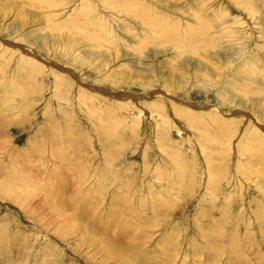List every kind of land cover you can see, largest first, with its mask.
Returning a JSON list of instances; mask_svg holds the SVG:
<instances>
[{
	"label": "rangeland",
	"instance_id": "obj_1",
	"mask_svg": "<svg viewBox=\"0 0 264 264\" xmlns=\"http://www.w3.org/2000/svg\"><path fill=\"white\" fill-rule=\"evenodd\" d=\"M66 1L49 9L39 0H0V180L13 182L8 193L0 182V264H264V145L253 137L256 129L264 134V0H138L178 20L177 27L208 23L199 35L213 43L195 50L151 35L146 42L141 21L89 0L115 40L94 48L81 30L82 18L75 17L80 0ZM49 13L61 24L58 31L46 27ZM121 22L132 27L128 33ZM69 42L74 46L68 48ZM20 47L40 62L75 72L65 101L56 100L48 67L31 72ZM84 85L93 102L77 100ZM110 92L136 101L119 108ZM153 101L164 104L167 125L151 115ZM172 106H188L201 124L190 125ZM139 111L136 129L130 123ZM103 114L112 135L103 131ZM210 114L233 133L226 137L230 143L218 140ZM165 126L195 174L191 182L181 156L159 150L156 135ZM199 144L207 147L204 154ZM205 160L213 174H221L219 187L210 192Z\"/></svg>",
	"mask_w": 264,
	"mask_h": 264
},
{
	"label": "bare ground",
	"instance_id": "obj_2",
	"mask_svg": "<svg viewBox=\"0 0 264 264\" xmlns=\"http://www.w3.org/2000/svg\"><path fill=\"white\" fill-rule=\"evenodd\" d=\"M39 1H44L45 3H48V7L46 6V4H45V6L47 7V8H49V9H52V7H56L57 5H59L60 4V0H39ZM72 1V0H71ZM97 1V0H96ZM102 1V3H103V6L105 7V8H112L114 11H116V12H118V13H122L124 16H128L130 19L131 18H134L135 20H137V21H141L142 22V24L145 26L143 29H145V30H143V33L141 34V35H143V38L142 39H145L146 40V42H147V40H148V37H147V35H151V37H155V39H160L161 40V42L162 43H164V42H166V41H172V42H174V43H180L181 45H182V48H181V50H183V46H186V47H190V49H193L194 47H197L196 45H199V46H201V45H203V44H206V42H212L213 43V41L212 40H209L208 39V37H205L204 35H199V33L203 30V28L204 27H207L208 28V23L206 24V25H204L203 23H201V21L199 20V22H196L197 24H199V28H193L191 25H186V26H184V27H177V21H175V19H173V18H171L170 16H168V15H166V14H162V13H160L159 11L158 12H154V9L151 7V8H149V6L147 7V6H145V5H143V3H141L140 1H138V0H101ZM176 1V0H175ZM66 2H70L69 0L68 1H66ZM193 2V1H192ZM39 3V2H38ZM99 3V2H98ZM194 3V2H193ZM40 4V3H39ZM64 4V3H63ZM63 4H61V5H63ZM67 4V3H66ZM69 4V3H68ZM198 4V3H197ZM201 4V3H200ZM41 6V5H40ZM60 6V5H59ZM64 6V5H63ZM191 6V5H190ZM189 6V7H190ZM196 6V5H195ZM44 7V6H43ZM98 7V6H97ZM194 7V6H193ZM201 7V6H200ZM48 9V10H49ZM54 9H56V8H54ZM64 9V8H63ZM73 9H75L74 11L76 12V16L75 17H77V16H79V18H82V22H81V24H85L84 25V28L82 27V31H84L85 32V34H86V37H88V39H89V41L91 42V45L94 47V48H100L101 46L103 47V45H102V43H107V44H113L114 42H115V40H114V38H113V35H112V33H109V31H108V29L107 28H105L104 27V25H103V20L105 19V17H104V15H103V13H102V15H97L96 14V11H94V6H92L91 5V3H90V1L89 0H80V2H79V4L78 5H76L75 6V8L73 7ZM207 9V8H206ZM45 10H46V8H45ZM97 10V9H96ZM105 10V9H104ZM149 10H151V12L152 13H150L149 12ZM191 10H192V8H191ZM250 10V9H249ZM252 10V9H251ZM61 11V10H60ZM97 11H99V10H97ZM109 11V10H108ZM193 11H194V8H193ZM195 11H196V9H195ZM200 11L201 10H198V11H196V12H198V13H200ZM206 11V10H205ZM219 11V12H218ZM223 10L222 9H218L217 10V14H222L223 15V12H222ZM57 12V11H56ZM71 12H72V10H71ZM111 12V11H110ZM190 12V11H189ZM203 12V11H202ZM93 13V14H92ZM206 13V12H205ZM252 13V12H251ZM105 14V13H104ZM112 14V13H111ZM201 14V13H200ZM216 14V15H217ZM57 16V15H56ZM68 16H70V15H68ZM114 16V15H113ZM185 16V15H184ZM72 17H74V16H72ZM238 17V16H237ZM45 18V17H44ZM55 17H54V15H53V17H52V15H51V13H49L48 15H47V18H46V22H47V28H49V30L50 31H58L60 28H61V24L58 22V23H56L57 22V20L56 19H54ZM69 18V17H68ZM78 18V17H77ZM72 19H74V18H72ZM196 19V20H197ZM202 19V18H201ZM64 20V19H63ZM75 20V19H74ZM74 20H73V22H74ZM79 20V19H78ZM135 20H134V22H135ZM72 21V20H71ZM70 21V22H71ZM111 21V20H110ZM223 21V20H222ZM224 21H226V20H224ZM235 21V20H234ZM80 22V21H79ZM105 22V21H104ZM108 22V21H107ZM140 22V23H141ZM239 22V21H238ZM122 23V22H121ZM120 23V24H121ZM126 23H128V21L126 22ZM180 23V22H179ZM224 23V22H223ZM259 23V22H258ZM257 23V24H258ZM108 24V23H107ZM106 24V25H107ZM225 24V23H224ZM232 24V23H231ZM122 25H123V23H122ZM180 25V24H179ZM227 25V24H226ZM123 26H125V28H126V32L128 33V31H130L131 30V28L129 27V26H127V24H125V25H123ZM225 26V25H224ZM111 27V26H110ZM215 27V26H214ZM225 27H227V26H225ZM75 27L73 26V29H74ZM79 28V27H78ZM77 28V29H78ZM110 29V28H109ZM80 30V31H81ZM79 31V30H78ZM81 31V32H82ZM136 31V30H135ZM142 31V30H141ZM210 31H212V29L210 30ZM77 32V31H76ZM125 32V31H124ZM207 32V31H206ZM226 32V31H225ZM231 32V31H230ZM146 33H148V34H146ZM226 34H228V33H226ZM235 34V33H234ZM68 35V34H67ZM66 35V36H67ZM192 35H195L196 36V40H190L191 39V37H192ZM229 35V34H228ZM260 35V34H259ZM77 37H78V35H77ZM69 38V37H68ZM82 38V37H81ZM81 38H79V39H81ZM74 39V38H73ZM83 39V38H82ZM141 39V40H142ZM153 39V38H152ZM211 39V38H210ZM226 39V38H225ZM75 40H76V38H75ZM141 40H139L137 43H139ZM70 41V40H69ZM78 41V40H77ZM80 41V40H79ZM82 41V40H81ZM114 41V42H113ZM233 41V40H232ZM17 42V41H16ZM230 42V41H229ZM239 42V41H238ZM73 43V42H72ZM72 43H70L69 42V44L67 45L68 46V48H71V46H74ZM78 43V42H77ZM76 43V44H77ZM81 43V42H80ZM142 43L140 42L137 46L138 47H142V45H141ZM145 44V43H144ZM195 44V45H194ZM214 45V44H213ZM212 45V46H213ZM260 45V44H259ZM81 46V45H80ZM17 47V46H16ZM78 47V46H77ZM132 47V46H131ZM135 47V46H134ZM137 47V48H138ZM143 47H145V46H143ZM259 47V46H258ZM107 48V47H106ZM178 48V47H177ZM101 49V48H100ZM136 49V48H135ZM186 49V48H185ZM210 49V48H209ZM13 50H15V49H13ZM139 50V49H138ZM193 50H195V49H193ZM12 51V50H11ZM27 51V52H26ZM18 52H22L21 54H24L26 57L24 58V57H21V60H28L27 61V63L28 64H30L29 65V70H31V72H33V73H37V74H42V72H45V67H48V70H46L47 72H48V74H49V76H51L50 78L52 79V87H53V91H54V96H55V98H56V100L59 102V103H61L60 101L61 100H63L64 99V101L67 99V97L70 95V92H71V89H72V87H73V82H72V80H71V78L70 77H72L73 76V78L75 77V75L76 74H74L73 73V71H71L69 68H65V67H60V68H58V66L57 65H54L53 66V63L51 62V61H43V58H40V60L42 59V61L43 62H40V61H38L39 60V57H35L34 55H33V53L32 52H29L27 49H23L22 47H20V48H18ZM195 53V52H194ZM197 53V52H196ZM23 56V55H22ZM38 56V55H37ZM41 57V56H40ZM207 57V56H206ZM38 59V60H37ZM205 59V58H204ZM203 59V60H204ZM207 59H208V57H207ZM212 60V59H211ZM216 60V59H215ZM210 61V60H209ZM46 62V63H45ZM208 63V62H207ZM63 66V65H62ZM20 67V66H19ZM19 69V68H18ZM97 69H100V68H97ZM20 70V69H19ZM173 70V69H172ZM215 71V70H214ZM30 72V73H31ZM103 72V71H102ZM78 73V72H77ZM99 74V73H98ZM40 76V75H39ZM47 79V78H46ZM76 79V78H75ZM110 79V78H109ZM73 81H74V79H73ZM77 82V81H76ZM2 83V82H1ZM12 83V82H11ZM80 85V84H79ZM12 87V86H11ZM31 87V86H30ZM84 87H86L85 85H84ZM84 87H81V86H79V89H78V95H77V100L79 101V102H87V101H89V102H93V100H95V98H92V96H89L88 94H87V91H86V89L88 88V87H86V88H84ZM94 89H95V87H94ZM34 90V88L32 87V91ZM103 90V89H102ZM108 90V89H107ZM19 91H21V92H23L24 90H19ZM14 92V91H13ZM94 92V91H93ZM97 93V92H96ZM99 93V92H98ZM106 93H107V91H106ZM104 94V93H103ZM110 94H112V95H110V96H113V97H115L116 99H117V101L120 103L119 104V108H125L126 106H128V101L129 100H134L133 98H132V95H129V94H127V93H123V92H120V93H115L114 95H113V93L112 92H110ZM6 95V94H5ZM109 96V95H108ZM3 97V96H2ZM8 97H9V94H8ZM111 98V97H110ZM5 99V98H4ZM134 101H136V100H134ZM4 102V101H3ZM6 102V101H5ZM131 102V101H130ZM57 103V102H56ZM134 103V102H133ZM1 104V103H0ZM9 104V103H8ZM10 104H11V102H10ZM135 104V103H134ZM6 105H7V103H6ZM130 105V104H129ZM134 106H136V105H134ZM129 107V106H128ZM138 107H140V106H138ZM173 107V110H174V113L175 114H178L179 115V117L180 116H184L186 119H187V121L189 122V124L190 125H192L193 124V126H194V123H200V121L202 122V120H201V118H200V121L198 120V118H197V116L196 115H194L195 113H193V112H191L190 110L191 109H188V106L187 107H176V106H172ZM127 108V107H126ZM125 108V109H126ZM134 108V107H133ZM137 108V107H136ZM90 109V111L94 114L95 113V111H96V109L95 108H89ZM128 109V108H127ZM149 109H150V111H152L151 113V115L152 116H154L155 118H157V116L160 118V122H163V124L164 125H167V121H166V117L161 113L162 111H163V109H164V104L161 102V101H159V102H156V101H153V105L151 104L150 106H149ZM123 111H124V109H122ZM130 110V109H129ZM207 110H210V109H208L207 108ZM213 110H215V111H217V107L216 108H213ZM138 111V110H137ZM99 112V111H98ZM133 112V111H132ZM107 113H108V111H107ZM47 114V113H46ZM98 114V113H97ZM101 114V113H100ZM133 114H134V112H133ZM206 114H208L207 112H206ZM215 114V113H214ZM123 115V114H122ZM126 115V114H125ZM201 115V114H200ZM98 116H99V114H98ZM106 115H101L100 117H98V119L101 121V123L102 124H104V125H102V127H103V131H104V133L105 134H107L108 135V133L110 134V135H112V133H111V127L109 126V124H106L107 122H105L104 120V117H105ZM218 116V115H217ZM216 116V117H217ZM108 117V116H107ZM131 117V116H130ZM141 117H142V112H137L136 114H135V117H134V119H132V121H131V125H133V126H137V128L136 129H138V126H139V124H140V121H141ZM168 117V116H167ZM178 117V116H177ZM109 118L110 119H112L113 118V116H112V112L110 113V116H109ZM126 118V117H125ZM183 118V117H182ZM208 118H209V120L211 119V122H212V124H214L215 126H217L218 127V129H219V132H218V136H217V138H218V140L220 141V142H222V140H223V138H226V137H228V135H232V134H228L227 132H225V131H223L222 129V127H221V124H220V122H219V120H218V117L217 118H214V116H213V118H212V114H210V115H208ZM222 118V117H221ZM220 118V119H221ZM127 119V118H126ZM130 119V118H129ZM128 120V119H127ZM251 120V119H250ZM186 121V120H185ZM223 122H224V120H222ZM159 122V123H160ZM205 122H207V121H205ZM231 122V121H230ZM245 122H247V121H245ZM100 123V124H101ZM210 123V122H209ZM225 123V122H224ZM227 123V122H226ZM228 123H229V121H228ZM252 123V122H251ZM126 124V123H125ZM201 124V123H200ZM141 125V124H140ZM225 125V124H224ZM101 126V125H100ZM133 126H131V127H133ZM157 129H163V127H161L159 124H157ZM260 127V126H259ZM164 128H166V126L164 127ZM182 128V127H181ZM186 128V127H185ZM255 128V127H254ZM129 129V128H128ZM187 129H188V127H187ZM187 129H186V131H187ZM196 129V127L194 128V130ZM199 129H201L200 127H199ZM234 129V128H233ZM100 130V129H99ZM166 130H167V128L166 129H164V132H159V133H157V135H156V142L158 143V145H159V150L161 151V154H171V155H176V156H181V161H182V163H183V165L185 166V168L187 169V174H186V171H185V173H184V176L186 177V178H188L189 179V181L191 182V181H193L192 179H190V177L192 176V175H195L194 173H191V171H189V168L188 167H186V166H188L189 165V162L187 161V159L185 158L186 156H185V154H183L182 153V151H179L176 147H174L173 145L175 144V142H178V141H176V140H174V139H171V137H170V135H169V133H167L166 132ZM169 130V129H168ZM170 130H172V129H170ZM68 131H69V129H68ZM132 131V130H131ZM176 131V130H175ZM174 131V132H175ZM261 131V130H260ZM259 130H257L256 129V133H255V135L253 136L254 138L255 137H258V142L260 143L261 141H262V139H263V145H264V134L262 133V131L260 132ZM197 132V131H196ZM263 132H264V130H263ZM103 133V134H104ZM155 134V133H154ZM171 134V133H170ZM178 134H180V131H178ZM188 134V133H187ZM201 134V133H200ZM106 135V136H107ZM181 135V134H180ZM235 135V134H234ZM40 136V135H39ZM178 136V135H177ZM189 136V135H188ZM233 136V135H232ZM108 137V136H107ZM182 137H185V136H182ZM234 137V136H233ZM189 138V137H188ZM245 139V138H244ZM215 140H216V137H215ZM226 140H229V143H230V139L229 138H226ZM231 140H232V138H231ZM196 141V140H195ZM198 141V140H197ZM240 141H241V139H240ZM196 143V142H195ZM223 143V142H222ZM225 143V142H224ZM233 144L234 143H232V146H233ZM239 144V143H238ZM240 144H241V142H240ZM199 145H201V144H199ZM225 145V144H224ZM245 145V144H244ZM243 144H242V146H244ZM187 149H189V145L188 146H186V145H184ZM235 146H238L237 144L235 145ZM184 147V148H185ZM191 147V146H190ZM221 148H222V146H220ZM227 147V146H226ZM246 147V146H245ZM244 147V149L246 150L247 148H245ZM253 147V146H252ZM193 148V147H192ZM200 148V151H201V154H204L205 153V150L207 149V147H205V146H202L201 145V147H199ZM234 148V147H233ZM248 148H250V147H248ZM254 148H256V146L254 147ZM258 148V147H257ZM262 148V147H261ZM180 149V148H179ZM226 149V148H225ZM237 149V148H236ZM235 149V150H236ZM241 149H243V148H241ZM64 150V149H63ZM193 150V149H192ZM214 150V149H213ZM217 150V149H216ZM234 150V149H233ZM245 150L243 151V150H241V151H243L242 153H244L245 154ZM249 150V149H248ZM247 150V151H248ZM251 150H253V148H251ZM260 150V149H259ZM261 150H263V149H261ZM260 150V151H261ZM67 151H69L68 149H67ZM66 151V153H68ZM221 151L222 150H217L216 152L217 153H219V155H221ZM238 151H239V149H238ZM70 152V151H69ZM224 152V151H223ZM237 152V151H236ZM66 153L65 154H63V155H66ZM225 153V152H224ZM223 153V156L225 155ZM241 153V154H242ZM251 154H249V155H253L252 154V152H250ZM256 153V152H255ZM194 154V153H193ZM243 154V155H244ZM259 154V153H258ZM257 154V155H258ZM60 155V154H59ZM247 155H248V153H247ZM261 155V154H260ZM255 156V155H254ZM253 156V157H254ZM143 157H144V155H143ZM208 157V156H207ZM244 157H246V154H245V156ZM249 157V156H248ZM248 157H246V158H248ZM252 157V158H253ZM145 159V158H144ZM251 159V158H250ZM264 159V158H263ZM243 160V159H242ZM180 162V161H179ZM204 163H205V169L206 170H208L209 172H211L210 173V177H209V180H208V183L207 184H210V187H209V192L210 191H213V190H216L218 187H219V183H220V176L219 175H221L220 173H218V175H216V174H213V171H214V167H213V165L212 164H210V163H208L206 160L204 161ZM243 163V162H242ZM181 164V163H180ZM178 165V166H183V165ZM259 164V163H258ZM244 165H245V163H244ZM88 166V165H87ZM183 166V167H184ZM257 166V165H256ZM177 167V166H176ZM212 167V168H211ZM112 168V167H111ZM249 168V167H248ZM98 169V168H97ZM252 169V168H251ZM180 170V169H179ZM244 170H245V168H244ZM70 171H71V169H70ZM73 171V170H72ZM99 172H101V171H99ZM149 173V172H148ZM173 173V172H172ZM208 173V172H207ZM68 174V173H67ZM102 174V173H101ZM254 174V173H253ZM172 176H174V175H172ZM179 176V175H178ZM93 177H94V175H93ZM160 177V176H159ZM159 177H156V178H154L155 180L157 179L158 180V178ZM182 177V176H181ZM89 178H92V176H89ZM174 178V177H173ZM175 178H176V176H175ZM258 178V177H257ZM81 179V178H80ZM95 179V178H94ZM205 179H206V177H205ZM262 179V178H261ZM96 180V179H95ZM100 180V179H99ZM172 180V179H171ZM197 180V179H196ZM259 180V179H258ZM33 181V180H32ZM72 181V180H71ZM175 181V180H174ZM0 182H2L1 183V187H3V189L8 193L9 191H12V187H11V185H13V182H7V183H5L4 181H1L0 180ZM4 182V183H3ZM40 182H41V180H40ZM42 182H44V181H42ZM74 182V181H73ZM155 182H158V181H154L153 182V184L155 183ZM177 182V181H176ZM34 183H36V182H34ZM94 183H95V181H94ZM181 183H182V181H181ZM113 184V183H112ZM172 184V183H171ZM177 184V183H176ZM41 185V184H40ZM78 185V184H77ZM93 185V184H92ZM103 185V184H102ZM156 185V184H155ZM188 185V184H187ZM256 185V184H255ZM74 187H76L75 185H73ZM81 186V185H80ZM79 186V187H80ZM98 186H99V184H98ZM101 186V185H100ZM99 186V187H100ZM162 188H164V186L161 184L160 185ZM177 186V185H176ZM0 187V188H1ZM11 187V188H10ZM121 187V186H120ZM204 187V186H203ZM17 188V187H16ZM19 188V187H18ZM96 188V187H95ZM101 188V187H100ZM126 189L128 188V187H125ZM207 188H208V185H207ZM240 188V187H239ZM2 189V190H3ZM42 189H43V187H42ZM79 189V188H78ZM121 189V188H120ZM206 189V188H205ZM212 189V190H211ZM1 190V191H2ZM93 190H95V189H93ZM92 190V191H93ZM129 190V189H128ZM0 191V192H1ZM181 191V190H180ZM15 192H16V190H15ZM94 192V191H93ZM208 192V191H207ZM29 193V192H28ZM1 194V193H0ZM3 194H5V193H3ZM13 194V193H12ZM17 194V193H16ZM16 194H14V195H16ZM210 194V193H209ZM212 194V193H211ZM232 194V193H231ZM26 195V194H25ZM92 195V194H91ZM94 195V194H93ZM213 195V194H212ZM17 196V195H16ZM15 196V197H16ZM20 196V195H19ZM88 196H89V194H88ZM211 196V195H210ZM22 197H24V196H22ZM27 196H25V200L27 199L26 198ZM32 197H33V195H32ZM90 197V196H89ZM208 197V196H207ZM212 198H214V196H211ZM229 197V196H228ZM231 197V196H230ZM239 197H240V195H239ZM20 198H21V196H20ZM209 198V197H208ZM241 198V197H240ZM23 199V198H22ZM167 199V198H166ZM215 199L217 200L218 199V197H215ZM28 200V199H27ZM208 200V199H207ZM212 200V199H211ZM230 200V199H229ZM232 200V199H231ZM15 201H16V199H15ZM21 201V200H20ZM118 201V200H117ZM215 201V200H214ZM23 202V201H22ZM133 202V201H132ZM216 202V201H215ZM215 202H214V204H215ZM218 202V201H217ZM223 202H225V201H223ZM227 202V201H226ZM244 202V201H243ZM242 202V203H243ZM211 203V202H210ZM213 204V205H214ZM228 203H226V205H227ZM229 204H230V201H229ZM256 207H258V206H256ZM261 207V206H260ZM259 207V208H260ZM264 207V206H263ZM214 208H215V205H214ZM213 208V209H214ZM222 208V207H221ZM212 209V208H211ZM254 209H255V207H254ZM264 210V209H263ZM198 212H199V210H197ZM237 211V210H236ZM252 211H253V209H251V213H252ZM255 211H256V209H255ZM147 212V211H146ZM201 212V211H200ZM64 213V212H63ZM207 213V212H206ZM214 213V212H213ZM201 214H203V213H201ZM209 214H210V211H209ZM208 214V215H209ZM199 215V214H198ZM213 215V214H212ZM215 215V214H214ZM257 218H261V215L259 214V212H257L256 211V213L254 214ZM58 216V215H57ZM210 216V215H209ZM221 216V215H220ZM206 217V216H205ZM204 217V218H205ZM226 217V216H225ZM228 217V216H227ZM234 217H235V215H234ZM200 218V217H199ZM203 218V217H202ZM219 218V217H218ZM223 218V216H221V219ZM253 218V217H252ZM251 218V219H252ZM208 219V218H207ZM212 219V218H211ZM203 220H205V219H203ZM215 220H216V218H215ZM220 220V219H219ZM227 220V219H226ZM246 220H247V218H246ZM264 220V219H263ZM221 221V220H220ZM238 221V220H237ZM259 222L261 221V224H263V222H262V220H258ZM58 222V221H57ZM213 222H215V221H213ZM225 222V221H224ZM249 222V221H248ZM200 223H202L201 221H200ZM212 223V222H211ZM219 223H221V222H219ZM223 223V222H222ZM221 223V224H222ZM247 223V222H246ZM257 223V222H256ZM213 224V223H212ZM215 224V223H214ZM221 224H219L220 226H221ZM252 224V223H251ZM199 225V224H198ZM209 225V224H208ZM226 225H227V223H226ZM229 225V224H228ZM227 225V226H228ZM230 225H232L231 223H230ZM245 225V224H244ZM246 225H248V224H246ZM257 225V224H256ZM260 225V224H259ZM72 226V225H71ZM152 226V225H151ZM201 226V225H200ZM215 226V225H214ZM219 226V227H220ZM223 226V225H222ZM222 226L220 227V228H222ZM226 226V227H227ZM235 226H237V228H238V225L236 224ZM249 226V225H248ZM204 227H207V225H205L204 224ZM245 227H247V226H245ZM256 228H257V226H255ZM264 227V225L262 226V228ZM196 228H198L197 226H196ZM208 228V227H207ZM254 228V227H253ZM255 228V229H256ZM260 228V227H259ZM70 229V228H69ZM209 229V228H208ZM215 229V228H214ZM78 230V229H77ZM201 230H202V228H201ZM211 230V229H210ZM219 230V229H218ZM218 230H216L217 232H218ZM248 230H250V228L248 229ZM204 231V230H203ZM213 231V230H212ZM216 231H214V232H216ZM228 231V230H227ZM230 231V230H229ZM261 231V230H260ZM208 233V231L206 230L205 231V233ZM214 232H213V234H214ZM220 232V234H221V231H219ZM234 232H235V229H234ZM233 232V233H234ZM238 232H239V230H238ZM238 232H237V234H238ZM245 232H247V231H245ZM250 232H251V230H250ZM249 232V233H250ZM204 233V232H203ZM210 233V232H209ZM223 233H226V232H224L223 231ZM252 234H253V232H251ZM262 233V232H261ZM217 235V236H219V237H222L221 235ZM228 234L230 235V233L228 232ZM232 234V233H231ZM247 234H248V232H247ZM259 234V233H258ZM233 235V234H232ZM201 236V235H200ZM207 236V235H206ZM212 236V235H211ZM211 236H208L209 238H212ZM225 236V235H224ZM262 236V235H261ZM230 237H233V236H231L230 235ZM239 237V236H238ZM253 237H255V236H253ZM209 238H207V239H209ZM215 238V237H214ZM225 238V237H224ZM223 237L221 238V239H223L224 241H225V239L227 240V238H225L224 239ZM260 238V237H259ZM262 238H264V235H263V237ZM206 239V238H205ZM228 239H229V237H228ZM254 239H256V238H254ZM258 239V238H257ZM217 240V239H216ZM218 240H220V239H218ZM210 241V240H209ZM241 241V240H240ZM245 241V240H244ZM210 242H212V241H210ZM214 242V241H213ZM232 242H234V241H232ZM258 242V241H257ZM214 243H216V242H214ZM228 243H229V240H228ZM235 243V242H234ZM234 243H232V244H234ZM249 243V242H248ZM218 244V243H217ZM216 244V245H217ZM222 244V243H221ZM242 244V243H241ZM247 244V243H246ZM252 244V243H251ZM255 244V243H254ZM210 245H212V244H210ZM214 245V244H213ZM223 245H224V243H223ZM230 245H231V243H230ZM249 245H250V243H249ZM229 246V245H228ZM236 246V245H235ZM240 246V245H239ZM245 246V245H244ZM102 247V246H101ZM217 247H219V246H217ZM225 247V246H224ZM237 247V246H236ZM246 247H247V245H246ZM249 247V246H248ZM263 247V246H262ZM222 248V247H221ZM234 248V247H233ZM233 248H231V250H233ZM226 249V248H225ZM244 249H245V247H244ZM249 249V248H248ZM234 250H235V248H234ZM236 250H238L239 251V249H236ZM240 250H242L243 251V249H240ZM251 250H253L252 248H251ZM257 250V249H256ZM245 251V250H244ZM254 251V250H253ZM253 251H251L252 253H253ZM261 251V250H260ZM202 252V251H201ZM230 252H232V251H230ZM250 252V251H249ZM248 252V253H249ZM258 252V251H257ZM208 253V252H207ZM234 253V252H233ZM233 253H231V254H233ZM236 253V252H235ZM239 253V252H238ZM254 253H256L255 251H254ZM253 253V254H254ZM235 255V254H234ZM246 255V254H245ZM251 255V254H250ZM261 255V254H260ZM183 256V255H182ZM219 256H221V253H220V255ZM240 257V256H239ZM244 257V256H243ZM260 258H262V257H260ZM260 258L258 259V260H260ZM233 261V260H232ZM263 262H264V260H263ZM237 264V263H236ZM241 264H243V263H241ZM261 264V263H260Z\"/></svg>",
	"mask_w": 264,
	"mask_h": 264
}]
</instances>
